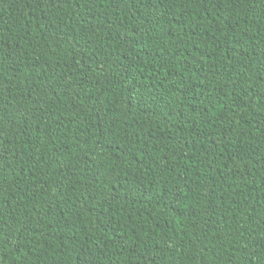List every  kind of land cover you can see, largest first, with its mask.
<instances>
[{"label":"trees","instance_id":"trees-1","mask_svg":"<svg viewBox=\"0 0 264 264\" xmlns=\"http://www.w3.org/2000/svg\"><path fill=\"white\" fill-rule=\"evenodd\" d=\"M0 264H264V0H0Z\"/></svg>","mask_w":264,"mask_h":264}]
</instances>
